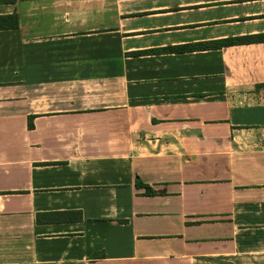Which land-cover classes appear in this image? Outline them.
Returning a JSON list of instances; mask_svg holds the SVG:
<instances>
[{
    "label": "crops",
    "instance_id": "obj_1",
    "mask_svg": "<svg viewBox=\"0 0 264 264\" xmlns=\"http://www.w3.org/2000/svg\"><path fill=\"white\" fill-rule=\"evenodd\" d=\"M5 15L0 264H264V43L169 52L263 33L264 0Z\"/></svg>",
    "mask_w": 264,
    "mask_h": 264
},
{
    "label": "trees",
    "instance_id": "obj_2",
    "mask_svg": "<svg viewBox=\"0 0 264 264\" xmlns=\"http://www.w3.org/2000/svg\"><path fill=\"white\" fill-rule=\"evenodd\" d=\"M18 26V19L16 15H5L0 16V30L4 29H16ZM264 43V32L256 34L241 35L235 37H227L218 40H212L208 42H200L194 44L183 45L175 48H169V50H180V51H169V52H187L193 50H214L228 46L236 45H248V44H259ZM31 117L28 121V127L31 125ZM148 194L151 192L148 191Z\"/></svg>",
    "mask_w": 264,
    "mask_h": 264
}]
</instances>
